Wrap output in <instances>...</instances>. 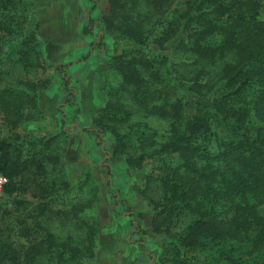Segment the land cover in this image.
Here are the masks:
<instances>
[{"label": "trees", "instance_id": "16d2710c", "mask_svg": "<svg viewBox=\"0 0 264 264\" xmlns=\"http://www.w3.org/2000/svg\"><path fill=\"white\" fill-rule=\"evenodd\" d=\"M106 2L107 11L97 20L90 17L84 32L97 22L127 42L130 48L111 60L117 91H126L144 116L168 122L165 133L131 122L135 112L122 95L106 99L95 119L113 135L111 158L140 176L142 193L151 183L159 190L148 197L151 231L162 247L158 264H264V0ZM16 9L15 0H0V29L6 33H16ZM37 27L18 37L25 67L39 57ZM62 67V85L72 94ZM0 106L17 125L22 110L8 117L1 98ZM23 147L18 137L0 138V174L7 178L0 194V218L6 219L0 264H81L93 255L96 229L80 217L88 230L81 239L88 244L73 245L71 236L59 242L41 223L54 198L42 195L27 207L32 200L20 196L24 177L31 170L49 176L57 158ZM14 228L29 237L27 246H15Z\"/></svg>", "mask_w": 264, "mask_h": 264}, {"label": "rangeland", "instance_id": "374dc122", "mask_svg": "<svg viewBox=\"0 0 264 264\" xmlns=\"http://www.w3.org/2000/svg\"><path fill=\"white\" fill-rule=\"evenodd\" d=\"M15 3L17 9L11 22L17 25L16 33L0 29V98L9 106L8 117L20 110L23 116L17 125H12L0 106V138L18 137L24 140L25 150L38 157L57 158L49 176L34 170L25 174V191L20 196L32 200L26 204L29 208L42 200V195L54 198L39 219L59 242L71 236V244L87 245L88 241L81 238L88 230L79 224L80 217H87L96 229L95 243L92 257L83 258L81 264H158L162 247L151 231L154 210L148 197L156 198L159 190L151 183L142 193L140 176L125 162L111 158L113 135L98 128L95 119L106 99L122 95L121 101L135 112L131 122H146L159 133H165L168 122L144 116L135 109L126 91H117L119 76L110 66L111 60L130 48L127 42L104 32L97 22L90 32H84L91 25L90 17L97 20L107 11L106 0ZM36 23L39 57L25 67V57L20 52L23 36L18 37L23 31L31 32ZM85 55L88 56L84 58ZM59 65L67 74L72 94L62 85ZM3 91L6 96L1 94ZM46 140H51L49 145ZM51 179L57 180L55 188L49 186ZM4 220L0 218V225L4 226ZM27 220L32 227L31 219ZM15 228L10 233L15 246H27L29 237L20 235Z\"/></svg>", "mask_w": 264, "mask_h": 264}, {"label": "built area", "instance_id": "2783aa9c", "mask_svg": "<svg viewBox=\"0 0 264 264\" xmlns=\"http://www.w3.org/2000/svg\"><path fill=\"white\" fill-rule=\"evenodd\" d=\"M7 182V178L0 174V193L3 190L4 184Z\"/></svg>", "mask_w": 264, "mask_h": 264}]
</instances>
